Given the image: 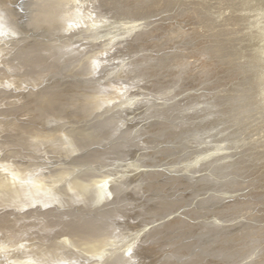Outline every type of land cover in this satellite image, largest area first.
<instances>
[{
	"label": "rangeland",
	"instance_id": "1",
	"mask_svg": "<svg viewBox=\"0 0 264 264\" xmlns=\"http://www.w3.org/2000/svg\"><path fill=\"white\" fill-rule=\"evenodd\" d=\"M13 1L0 0V264H264L259 137L224 121V6L36 0L30 22ZM204 4L216 16L199 38L185 16ZM176 20L190 48L163 38ZM177 53L181 66L163 62Z\"/></svg>",
	"mask_w": 264,
	"mask_h": 264
},
{
	"label": "bare ground",
	"instance_id": "2",
	"mask_svg": "<svg viewBox=\"0 0 264 264\" xmlns=\"http://www.w3.org/2000/svg\"><path fill=\"white\" fill-rule=\"evenodd\" d=\"M16 1L17 0H14L12 2V4L15 5ZM35 1L36 0H27L25 2L23 1L20 5V7L23 6L24 9L27 10L26 14L28 15V20L30 22L33 19H39L40 18L39 16L42 15V13L40 11L38 13V10H36V14L34 13V11H33L34 14L31 13V9L35 8L34 7ZM58 1L60 2V0H58ZM61 1H63V0H61ZM160 1L161 0H146L145 3H147L148 5H150L152 7L155 4H160L159 3ZM65 2L67 4H69L68 0H65ZM85 2H86V0H85ZM87 2H88V0H87ZM206 2H208V1H206ZM213 2H214V0H213ZM147 4H146V6H148ZM208 4H209V2H208ZM9 5H11V4H9ZM144 5L142 3V6H144ZM206 5H205V7H207ZM216 5L217 6L218 5L224 6L225 10L224 9L223 10L227 11V14L224 13L227 16V24H226L227 30L225 33V39L227 42L225 41L224 44L226 43L227 45H230L229 56H228V57H230V61L227 60V62H228L227 64L223 62L224 64H226V65H224L226 68V78H227L228 83L230 84V89H229L230 94H228L226 96L225 101H224V104L227 106L226 110H225L224 121H225V123L229 122L228 123V124H230V125H228L229 127H232L233 125H239V128H242V130L250 131V134L252 133V136L256 135L259 137L257 142L253 141L254 142L253 147L255 146V148L261 149L259 152L255 153L256 154L255 158H256V160H262V168H264V0H216ZM208 7H207V10H210V11H205V13H204V10H199V11L196 10L193 13H189V12L186 13V16H185L186 19H188V21H192L193 24L195 23L197 25L198 29H200V30L196 29V32H195V34L199 38H201L200 35H202V34H200V32L204 33L203 30L205 28V27H203V29H201V27L206 22V20L209 19L210 16H212V14H214L213 12L216 11L215 9H212V10L208 9ZM10 8H11V6H10ZM146 8L148 9L150 7H146ZM214 8H215V6H214ZM220 8H216L217 12L220 10ZM14 10H15V8L12 9V13ZM205 10H206V8H205ZM0 11L3 12L1 9H0ZM7 11L9 12L10 9ZM8 12L7 13L5 12V13L8 15L14 14L15 19H19V18L21 19L22 17H24V15L21 16V15L15 14V13L9 14L10 12L9 13ZM48 12L50 13V10ZM62 12H63V10H60L59 13L57 12L58 13L57 18L59 20H60V14ZM49 13H46V14L50 15ZM52 14L50 16H52ZM55 14L56 13H54V15ZM8 15H6V16H8ZM44 15L45 14H43L42 17H44ZM214 15L216 16V14H214ZM36 16L39 18H37ZM223 16L224 15H222V18L224 19ZM0 17H2V15H0ZM9 17H11V16H8V18ZM25 17H26V15H25ZM213 17H211V18H213ZM48 18H49V16L47 17V20H48ZM2 19L4 20L5 18H2ZM55 19L52 18L50 23H52L53 22L52 20H55ZM170 19H171V17H170ZM172 19L175 20L174 17H172ZM176 22H177L176 27L169 26V27H167V29L164 32L162 31L163 32L162 33L163 38H165L167 40H173L172 41L173 43L176 42V41L174 42L175 39H178V40H180L179 43H182L181 46L183 45L187 49L189 46L191 47V45H192V44H189V40H187V38H188L187 34L188 33L180 25V22H178L177 20H176ZM6 24H7V22H6ZM212 25L210 27L213 28ZM0 26H2V25L0 24ZM220 26H222V25L220 24ZM222 27H224V25ZM1 28L2 27H0V29ZM211 29L209 28V30H211ZM127 30L130 31L129 28H125L124 31H127ZM0 32H2V31H0ZM213 32H215V29ZM111 34H112L111 32H105L102 34V37H105V36H108ZM220 36H221L220 39H222V34ZM0 37H1V35H0ZM2 37H3V34H2ZM214 37H215V35H214ZM216 38H217V41L215 40V43L218 42V37H216ZM221 41H223V40H221ZM220 43H222V42H220ZM220 43H217V44L219 45ZM210 45H212V44H210ZM210 48H212V47H210ZM210 48L208 47L207 51H210ZM215 48H217V46H215ZM207 51H205V53H207ZM225 51H226V49H225ZM76 53H77V51H76ZM223 53H225V52H223ZM78 54H79V52H78ZM203 54L204 53H201L200 55H203ZM214 54L217 55V53H214ZM213 56H215V55H212V56L210 55V59L213 58ZM220 56L218 58H220ZM226 56H224V57H226ZM184 60H185L184 57L180 56V53H177V54H172L171 57H169L167 59H164L163 62H166L165 64H168V65L171 64L174 66H181L183 64ZM215 62L221 63V61H219L218 59H216ZM224 121L223 122L221 121V122L224 123ZM222 123H220V125ZM235 129L233 130L234 132H235ZM247 142H249V141H247ZM255 142H256V145H255ZM249 143H250V145H249V147H250L252 143H251V141ZM245 145H247V144L245 143ZM247 147H248V145H247ZM245 149H246L245 152H248L247 148H245ZM250 149H251V147H250ZM249 153H250V151H249ZM252 155L254 157V154H252ZM248 158H251V157H247V160L245 159L247 162L249 161ZM250 161H252V158ZM259 171H260L259 172L260 174L263 173L262 170H259ZM262 177H264V173L262 174ZM4 181L5 180H2L3 183H0V187H4V189H6L5 187H7V182H4ZM8 189H9V187L6 190H8ZM84 239L85 238H83V240ZM88 240H90V239H88ZM104 240H103V242H102V240L101 241H94V240L92 241L91 240L90 242L86 241V243H84V241H83L81 246L86 248L87 251H92L97 247H101V246L105 245ZM106 241L108 242V240H106Z\"/></svg>",
	"mask_w": 264,
	"mask_h": 264
}]
</instances>
